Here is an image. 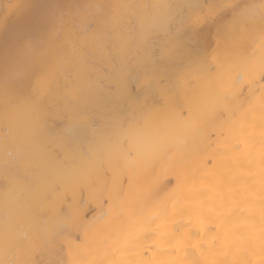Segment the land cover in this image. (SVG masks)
I'll return each instance as SVG.
<instances>
[{
	"label": "bare ground",
	"instance_id": "1",
	"mask_svg": "<svg viewBox=\"0 0 264 264\" xmlns=\"http://www.w3.org/2000/svg\"><path fill=\"white\" fill-rule=\"evenodd\" d=\"M0 264H264V0H0Z\"/></svg>",
	"mask_w": 264,
	"mask_h": 264
},
{
	"label": "rangeland",
	"instance_id": "2",
	"mask_svg": "<svg viewBox=\"0 0 264 264\" xmlns=\"http://www.w3.org/2000/svg\"><path fill=\"white\" fill-rule=\"evenodd\" d=\"M9 1V0H8ZM4 2H5V4H17V3H19V0H13L11 3H9V2H7L6 0H4ZM4 13H2L1 15H3Z\"/></svg>",
	"mask_w": 264,
	"mask_h": 264
}]
</instances>
